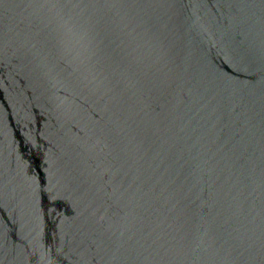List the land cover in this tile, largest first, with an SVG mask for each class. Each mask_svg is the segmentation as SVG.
I'll return each mask as SVG.
<instances>
[{
    "label": "water",
    "instance_id": "95a60500",
    "mask_svg": "<svg viewBox=\"0 0 264 264\" xmlns=\"http://www.w3.org/2000/svg\"><path fill=\"white\" fill-rule=\"evenodd\" d=\"M0 264H264V0H0Z\"/></svg>",
    "mask_w": 264,
    "mask_h": 264
}]
</instances>
